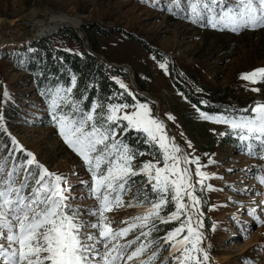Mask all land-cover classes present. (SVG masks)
Returning <instances> with one entry per match:
<instances>
[{"label": "snow or ice", "instance_id": "1", "mask_svg": "<svg viewBox=\"0 0 264 264\" xmlns=\"http://www.w3.org/2000/svg\"><path fill=\"white\" fill-rule=\"evenodd\" d=\"M167 10L193 24L234 33L264 28V0H229L227 4L225 0H171ZM159 66L166 68V63ZM240 78L264 83V67L241 73ZM112 79L122 91L105 100L92 99L87 107L84 93L74 92L75 75L68 86L57 83L41 90L51 122L90 177L80 184L96 202L91 207L74 205L68 177L40 163L8 133L0 116V131L12 145L7 155L0 152V264H209V251L202 246V209L217 207L205 199L215 190L207 181L216 174L204 169L215 161L208 157L205 165L201 157L186 153L169 139L164 123L150 114L149 105L138 101L122 81ZM3 96L2 102H7L6 89ZM196 111L200 119L226 126L218 135L234 136L241 151L264 161V101H254L250 110ZM141 142L149 152L139 148ZM187 147L192 149L190 142ZM18 154H22L19 159ZM146 154L153 159H139ZM259 173L255 179L264 186V164ZM134 185L139 186L133 193ZM123 206L135 208L136 214L113 227L107 213ZM85 211L94 219H83ZM248 213L264 223L253 208ZM171 222L176 226L163 236L153 235ZM216 227L213 222L211 229ZM165 249L166 255L159 259Z\"/></svg>", "mask_w": 264, "mask_h": 264}, {"label": "rangeland", "instance_id": "2", "mask_svg": "<svg viewBox=\"0 0 264 264\" xmlns=\"http://www.w3.org/2000/svg\"><path fill=\"white\" fill-rule=\"evenodd\" d=\"M170 2L0 0V116L8 133L31 151L40 163L49 171L68 177L72 185L71 193L76 197L72 201L74 205L91 207L96 203L80 184V180L90 179L86 168L59 136L48 116L45 98L36 89L33 75L26 68L32 58L30 52L34 40L62 26L72 27L88 53L108 66L122 70L112 77L122 81L128 91L143 93L139 95L145 101H138L147 103L150 114L164 123L170 140L174 139L186 153L201 157L202 164L208 165V157L215 161L204 170L216 174V178L207 182H218L216 198L220 199L216 202L227 211L218 224L207 206L202 209L205 215L202 246L209 251V264H264V223H257L248 213L251 207L255 215L264 221V203H261L264 186L255 179L264 161L241 151L240 143L234 136L218 135L226 130V126L200 119L196 108L209 114H213L212 111L193 104L172 81L179 82L188 94L207 98L211 108L223 104L222 99L212 93L224 91L227 108L250 110L254 101H264V83L252 84L241 79L240 74L264 67V28L234 33L228 29L202 27L172 15L167 10ZM228 2L225 0V4ZM31 10L35 12L32 14ZM63 14L73 15L77 24L57 23L46 31L35 27L37 21L47 22L52 15ZM162 62L166 63V68L159 66ZM117 65L129 66L130 71ZM253 87L260 91H251ZM5 89L9 98L7 102H2ZM148 98L156 100L157 105ZM169 116L172 118L169 119ZM0 140H4L2 131ZM187 142L191 143L194 152L187 147ZM139 159L151 160L153 157L146 154ZM73 172L76 175H72ZM138 186H133V193ZM212 195L213 191L205 196L211 205L214 204ZM254 195L258 198L252 199ZM123 199L129 200L130 194ZM236 209H239V215H236ZM135 214V208L126 206L113 208L107 213L113 227L122 226L121 221ZM82 218L94 219L86 211ZM213 222L221 226L218 237L215 236L216 229H211ZM175 226V222L163 225L153 235L163 236ZM251 238L256 240L242 246ZM164 255L166 249L159 259H163Z\"/></svg>", "mask_w": 264, "mask_h": 264}, {"label": "trees", "instance_id": "3", "mask_svg": "<svg viewBox=\"0 0 264 264\" xmlns=\"http://www.w3.org/2000/svg\"><path fill=\"white\" fill-rule=\"evenodd\" d=\"M32 47L33 50L30 52L32 58L26 68L33 75L32 80L40 93L42 89L54 87L57 83L64 84L65 86L70 85L73 75L77 78L74 92L77 94L84 93L83 100L85 107L90 105L92 99L98 98L105 100L106 97L111 96L114 92L122 91L119 89V85L116 84L115 80L112 79V75L120 74L122 70L107 66L96 56L88 53L82 47L81 38L77 32L68 25L62 26L50 34L34 40ZM172 81L179 91L193 104H197L207 111L223 113L224 109L228 106L225 103L227 95L224 91H215L212 93V95L221 98L223 104L211 108L209 105L211 102L207 98L201 95L196 96L192 93L188 94L183 90L179 82L174 79ZM88 85H91V87H88ZM124 95L127 102H133L132 98L127 96V93H124ZM134 95L137 100L145 101L139 94L134 93ZM203 98L207 103L200 104ZM5 113L6 115L8 114L7 108L5 109ZM2 136L4 140L3 142L0 140V152L5 155L12 145L8 135L2 132ZM131 143L133 145L136 144L134 137H132ZM139 148L142 151H149L148 146L142 142L139 144Z\"/></svg>", "mask_w": 264, "mask_h": 264}, {"label": "bare ground", "instance_id": "4", "mask_svg": "<svg viewBox=\"0 0 264 264\" xmlns=\"http://www.w3.org/2000/svg\"><path fill=\"white\" fill-rule=\"evenodd\" d=\"M30 12H32V14L35 12L34 10H31ZM14 21V20H13ZM13 21H11L9 24L11 25L12 23H13ZM62 22H75V24H77L76 23V19H74V17H73V15L72 16H68V15H60V16H56V15H52L51 17H50V19H49V21H47V22H44L43 20H41V21H37L36 23H35V27H37L38 28V30H40V31H46V30H48V29H51V28H53L54 27V25H56L57 23L59 24V23H62ZM211 184L213 185V187H214V191H213V195H212V197H213V202H214V204L213 205H217V207L216 208H214V209H212L211 210V213H212V215L214 216V219L217 221V223L218 224H220L221 223V221H220V218H222L223 217V215H224V213H225V211H227V210H225L224 211V206H222V205H219L216 201H217V199L218 198H216V195H217V189H218V182L216 181V180H212L211 181ZM254 198H258V196H253V198L252 199H254ZM220 199V198H219ZM218 199V200H219ZM236 215H239V209H236ZM220 228V229H219ZM220 233H221V226L220 225H217V227H216V231H215V236L216 237H218L219 235H220ZM253 237V236H252ZM254 240H256L255 238H251L250 240L248 239V241H245L243 244H242V246H246L247 244H249V243H251L252 241H254Z\"/></svg>", "mask_w": 264, "mask_h": 264}, {"label": "water", "instance_id": "5", "mask_svg": "<svg viewBox=\"0 0 264 264\" xmlns=\"http://www.w3.org/2000/svg\"><path fill=\"white\" fill-rule=\"evenodd\" d=\"M62 23H64V22H62ZM66 23H68V24H70V25H73L72 23H69V22H66ZM53 31V30H52ZM117 67H125V68H127L128 69V71H130V67L128 66H126V65H119V66H117ZM130 78H131V81H132V77L130 76ZM136 93H138V94H143L142 92H138V91H136ZM149 99V101H151V102H153V103H155L156 105H157V101L156 100H154V99H151V98H148ZM155 113H156V115H157V110H155ZM172 136H173V138H174V134H173V132H172Z\"/></svg>", "mask_w": 264, "mask_h": 264}, {"label": "built area", "instance_id": "6", "mask_svg": "<svg viewBox=\"0 0 264 264\" xmlns=\"http://www.w3.org/2000/svg\"><path fill=\"white\" fill-rule=\"evenodd\" d=\"M91 55H93V54H91Z\"/></svg>", "mask_w": 264, "mask_h": 264}]
</instances>
